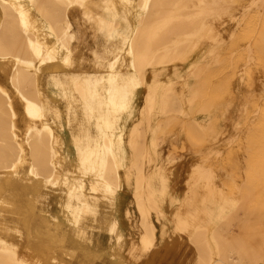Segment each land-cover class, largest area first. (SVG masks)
I'll return each instance as SVG.
<instances>
[{
    "label": "bare ground",
    "instance_id": "6f19581e",
    "mask_svg": "<svg viewBox=\"0 0 264 264\" xmlns=\"http://www.w3.org/2000/svg\"><path fill=\"white\" fill-rule=\"evenodd\" d=\"M56 2L65 7L64 26L41 23L38 30L33 20L46 11L35 6L34 0L26 4L0 0V264H264V249L247 233L230 236L218 244L204 243L197 237H190V243L175 241L172 233L168 234L169 221L174 220L175 214L166 211L164 196L172 171L156 159L154 139H148L138 128L143 122L144 130L149 128L158 106L179 113L182 109L176 108L174 92L151 89L144 96L139 118L132 120L138 84L144 83L143 63L172 69L170 66L182 62L202 42L209 41L212 44L206 45L203 53L206 57L196 59L195 70L190 74L197 83V71L201 73L222 61L219 28L224 22L222 16L233 14L235 2L241 9L239 22L245 23L238 36L247 39L246 35L254 33L258 28L254 24L260 21L263 26L257 37L251 39L264 53V0H189L187 9L185 0ZM75 11L85 20L86 27L71 20L69 15ZM14 12L19 14L24 33L23 43L15 44L22 47H15L10 40ZM127 15L133 19L129 31L123 24ZM84 29L91 31L92 38L83 40L90 56L84 55L81 60H93L99 70L71 77L83 103L77 113L66 114L65 127L79 147L74 156L67 157L55 126L62 125V114L49 103L53 113L50 112L41 96L37 68L41 63L59 59L68 64L72 47L82 40ZM30 33L34 36L29 37ZM29 50H33L34 56L29 55ZM246 62L250 63V59ZM263 88L264 73L256 79L252 98L257 102ZM236 96L231 92L224 107L203 113L202 118L197 113L206 111L205 107L196 105L193 122L177 124L183 127L190 122L195 133L206 135L210 124L214 126L216 110L229 114ZM258 109L262 112L263 108ZM256 120L252 126L257 127L263 119ZM223 129L221 125L212 134L209 130L208 141L202 142L204 146H196L210 153ZM261 131L257 133L262 134ZM225 153L223 158H227ZM129 169L134 171L136 215L132 206L122 203ZM255 174L257 205L263 207L264 161L256 164ZM238 206L240 209L239 202ZM205 211L206 207L196 211L201 214L193 219L195 224L204 220ZM135 220L145 229L138 236L126 229ZM181 223V229H190V223Z\"/></svg>",
    "mask_w": 264,
    "mask_h": 264
},
{
    "label": "rangeland",
    "instance_id": "374dc122",
    "mask_svg": "<svg viewBox=\"0 0 264 264\" xmlns=\"http://www.w3.org/2000/svg\"><path fill=\"white\" fill-rule=\"evenodd\" d=\"M185 2L187 9L189 0H185ZM237 2L239 3V1ZM237 2H235L234 5L232 4V15L228 14L226 17L222 16L224 22H222V25L219 28L221 38V42L219 43L222 45L219 49L222 61L215 63L214 66L207 68L201 73L200 71H197L200 75L199 79L197 78V83L193 78H190V74L195 70L196 59L199 60L200 58L206 57L203 53L206 45L212 44L209 41L202 42L189 57L187 56V58L180 62L182 65L180 67H182V69L178 68L177 70L175 67L177 64L170 66L172 69H158L151 63H143L141 71L144 73V83H141L140 85L146 86L144 96H147L148 90L151 89H160L163 92L172 91L177 99V102H175L176 108L182 109V112L179 113L174 109H170L169 111L167 108L158 106L155 114L157 116H154L149 120V128L147 129L145 127L146 130H144L145 123L143 122L138 130L140 133L142 131V134L145 133L148 139H154L153 141L156 148V150H154V155L160 164H162V162L159 158L158 147L165 142L172 143L170 146L167 145L173 150L170 154L175 156L177 155L176 153L184 152L183 148L187 145L190 151L192 150L190 157L193 162L189 165L186 171L187 176L184 180L182 197L170 199L172 204L170 212L174 211L175 218L173 221H169L170 228L166 231H168V234H170V232L172 233L175 241L179 240L190 243L192 242L190 237H197L204 243L218 244V242L228 239L230 236L235 237L236 235L247 233L249 236L253 237L255 242L258 241L259 248L264 249V206L260 207L257 205L258 199L253 188V179L256 177V164L259 163V161H264V136H262V134L264 135V114H262L264 111V88L261 91L263 97L261 96L258 102L257 99L252 98L254 97L253 94L255 92L254 88L256 79L264 73V53H261L256 45H253L252 39L257 37L256 35L263 25H261L262 23L260 21L258 22L259 24H254L258 27H255L256 30L254 33H256L254 34L251 31V33L254 34L251 35L249 32L250 36L246 35V37H248L247 39L238 36L241 26L243 28L245 23L239 22L238 15L240 14L241 9L236 5ZM226 19L227 21H225ZM206 25L207 23L204 21V28ZM244 30L245 29H243V32H246ZM240 47L241 50H246L241 51ZM247 49L249 52H247ZM238 50L239 52H237ZM230 52L232 53L230 54ZM235 53H237L236 58L234 56ZM238 56L241 57L238 58ZM234 58L236 59V63ZM245 58L248 61L250 59V63H248L249 65L246 64L247 60L245 61ZM260 58H262V60H260ZM244 61L247 70L244 66ZM242 65L243 67H241ZM239 68L246 72L244 73V71L242 72L241 70L239 72ZM178 71L182 72V74ZM172 75L179 76L178 78L172 79ZM241 75L242 77H240ZM226 76H229V81ZM184 77L188 78L190 80L189 83L193 85L186 87L188 81H182V78ZM163 78L167 79V81L162 83L160 79ZM150 79L151 81H149ZM161 84L164 85L161 86ZM187 88L190 93L188 98H186L187 105H184L182 96L184 89ZM199 88L201 92H199ZM231 92L237 95L235 102L230 106L231 112L223 115L219 113V110H216L214 126H211L213 123L210 124L211 127L209 126L210 134H212L214 130H218L221 125L224 129L221 131L222 133H219L216 146L211 148V152L209 151L210 153L206 154V150H203L196 145L200 144V147L204 146V143L208 141L207 136L210 135L208 133L209 130H207L206 135L195 133L191 124L193 122V110L196 105L202 108L205 107L206 111L202 110L197 113V116L199 115L200 118L203 117V113H213L215 112V109L225 106L226 99ZM152 103L154 106L155 102L153 101ZM261 104L263 107L260 106ZM260 107L261 109L263 108L262 112L258 109ZM255 110L261 112L260 117V113L258 114ZM248 112L250 114L254 112V114L249 115ZM188 116H191L192 118ZM261 117L263 120L262 122L260 121L261 124L259 123L261 125L259 131L263 130L260 132L262 134H259L257 133L259 131H255L260 128L258 126L259 124L257 123V127L254 125L256 127L254 130L252 124L255 122H252L253 120H256V118L260 120ZM188 121H191V123L189 122L190 124L188 123V125H184L183 127L180 125L182 123L187 124ZM203 121L206 122L205 119H203ZM225 122L230 123L226 124ZM177 123L180 124L178 125ZM231 123H234L235 126L231 125ZM174 138H178L180 142H175ZM203 141L204 143H202ZM259 143L261 144L259 145ZM184 144H186V146ZM227 145L229 147H227ZM143 146L145 147L144 150H146L145 141L143 142ZM261 148L263 151L260 150ZM219 149L222 151H219ZM226 150L227 152L225 153ZM228 150L230 152H228ZM211 153H213V155ZM224 153L227 155V158H223ZM229 154L231 155L229 156ZM257 154L260 155V159ZM228 185L231 189L228 188ZM238 202L241 207L240 209ZM205 207L206 211L203 216L204 220L200 221V218H198L197 221L200 222L195 224L193 219L201 214V212L196 213V211H202ZM181 221L187 223V225L190 223V229H181L180 226L183 228ZM157 235L159 238L162 236L161 230H158ZM170 264L174 263L171 262Z\"/></svg>",
    "mask_w": 264,
    "mask_h": 264
},
{
    "label": "crops",
    "instance_id": "0c3cea01",
    "mask_svg": "<svg viewBox=\"0 0 264 264\" xmlns=\"http://www.w3.org/2000/svg\"><path fill=\"white\" fill-rule=\"evenodd\" d=\"M13 2H23L28 3V0H11ZM112 0H108V4H111ZM34 5L37 7H42L46 12L42 15L36 16V18L33 20L34 23L37 25L36 28L38 30L41 28L39 26L41 23H54L55 27L61 28V26H64L65 24V7L63 6L61 8L60 4H57L56 0H34ZM58 5V9L56 8ZM18 16V18H17ZM70 18L75 23H81L85 26V20L81 18V15H79L76 11L71 13ZM106 18H109L108 15H106ZM12 20V21H11ZM11 25L13 26V32L10 35V40L13 43L15 47L19 46L22 47L23 45L15 44V41L18 43H23L22 36H24L23 30L20 27V17L19 14L16 12L13 13V16L11 17ZM133 23V19L131 16H126L125 20H123V24H125V30L129 31L130 25ZM15 24V25H14ZM18 24V25H17ZM58 24V25H57ZM33 34H29V37H32ZM34 36V35H33ZM91 31L84 29L83 38L80 42L75 43L72 47V56L71 61L68 64H64L63 62L59 60L55 61H49L45 63H41L37 70L39 71V76L37 78V85L40 88L41 96L43 97L45 103L47 104L49 110V103L54 105L62 114V125L60 126L58 123L55 125L61 134L62 141H63V150L64 154L67 157H72L75 155V153L79 150V147L73 142L72 134L69 132V130L65 127L66 124V114L70 113H77L80 105L83 103L82 98L77 93L76 89L74 88V82L72 81L73 75H79L82 72L86 71H92V70H99L97 64L93 61H82V56H88V52L86 51V48L84 47V39L85 40H91ZM4 39V38H3ZM30 39L28 38V41ZM28 48V46H26ZM92 47V46H91ZM98 51L100 48L95 47ZM104 52V51H103ZM102 52V53H103ZM30 56H34L33 50L28 51ZM90 56V55H89ZM35 58V57H34ZM179 65V66H177ZM175 67L178 70L182 69V66L180 63H178ZM55 67V68H54ZM57 67V68H56ZM51 68V69H50ZM59 68V69H58ZM81 68V69H80ZM132 69H128V72H130ZM145 71V69H144ZM99 72V71H98ZM179 72V71H178ZM182 74V72H179ZM184 74V73H183ZM180 75V74H179ZM178 75V76H179ZM165 76V75H164ZM163 76V77H164ZM172 79L178 78V76L172 75ZM167 77V76H165ZM182 81L187 80L186 87L193 85L189 83L188 78H182ZM163 83L164 81H167V79L163 78L160 79ZM151 81V79L149 80ZM104 85V84H103ZM164 84H161V86ZM137 93L133 100V107H134V114L132 116V120H136L139 118V110L144 102V93H145V85L138 84ZM190 91L187 89H184L182 101L184 105H187L186 98H188ZM76 104H79L76 106ZM50 112H52L50 110ZM53 113V112H52ZM204 116V115H203ZM192 118L191 116H188ZM200 118V116L198 115ZM189 118V119H190ZM130 122V121H129ZM128 122V123H129ZM170 141V140H168ZM175 142H180L178 138H174ZM170 146L171 142H165L161 144L158 147L159 151V158L160 161L163 163L164 168H170L171 169V177L170 182L168 185L166 196H164L165 204L164 207L166 211L170 213V210L172 209V204L170 202V199L175 198H181L183 191H184V180L187 176V169L189 165L193 162L190 157L192 154V150L188 148H183L184 152L176 153L177 155L170 154L173 150L168 146ZM180 146V144L178 143ZM128 149L126 150L127 158H129L130 155V145L128 143ZM125 155V151H123ZM191 153V154H190ZM172 157V158H171ZM171 159H174L173 161ZM172 161V163H170ZM171 165V166H170ZM127 173L130 175V178L127 183V187L125 192L122 193V203L127 204L129 206H132L134 209V214L136 215L135 211V204H134V196L133 192L135 190V178H134V171L132 169H129ZM178 186V187H177ZM180 193V194H179ZM172 201V200H171ZM129 231H132L135 236L139 235L140 233L144 232L145 229L143 226H141L138 221L135 220V222L126 228ZM161 230V228H160ZM176 262V261H175Z\"/></svg>",
    "mask_w": 264,
    "mask_h": 264
}]
</instances>
